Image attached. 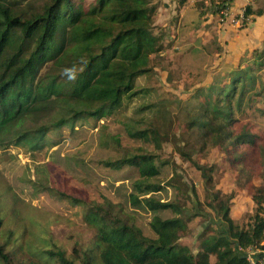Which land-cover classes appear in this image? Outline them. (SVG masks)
<instances>
[{"label": "trees", "instance_id": "16d2710c", "mask_svg": "<svg viewBox=\"0 0 264 264\" xmlns=\"http://www.w3.org/2000/svg\"><path fill=\"white\" fill-rule=\"evenodd\" d=\"M157 8L151 0H0V141L41 149L52 130H73L81 120L99 122L124 100L140 94L134 91L135 82L153 74L151 56L162 50V36L153 33ZM249 12L246 9V15ZM253 53L260 52L255 49ZM263 56L259 54L253 61L261 71ZM247 68L211 84L209 99L195 109L196 115L186 121V130L180 135L152 121L144 128L125 126L130 138L152 149L126 150L119 136L107 134L106 127L99 131L100 147L115 155L98 160L97 166L138 171L129 195L131 205L175 215L152 218L149 227L154 238L144 235L135 216L127 214L122 205L106 196L100 202L86 194L74 196L73 191L61 190L53 183L45 167H36V177L28 179L27 185L33 193L46 192L79 206L93 232L91 242L86 247L76 241L70 253L56 244L51 246L46 223L23 219L19 211L8 214L0 196V264H250L249 248L264 252V185L251 184L254 212L246 227L230 215L233 195L213 192L207 204L224 228L212 227L209 221L199 236L197 252L180 243L185 221L193 216L188 214L186 202H163L155 196L164 185L182 191L184 200H191L187 192L195 194V187L183 181L180 173L166 181L158 179L157 163L160 167L171 163L156 153L164 143H171L183 159L201 171L207 190L213 189V167L206 169L195 161L197 149H222L231 171L251 181L261 169L264 178V132L237 117L246 114L243 106L251 108L256 98L264 102V77L260 75L257 87V76L248 78L255 70ZM257 113L264 117V109ZM81 158L77 156L74 163L79 166ZM173 167L175 172L179 166L173 163ZM254 258L258 261L264 255Z\"/></svg>", "mask_w": 264, "mask_h": 264}, {"label": "rangeland", "instance_id": "374dc122", "mask_svg": "<svg viewBox=\"0 0 264 264\" xmlns=\"http://www.w3.org/2000/svg\"><path fill=\"white\" fill-rule=\"evenodd\" d=\"M151 1L158 7L153 33L162 36V50L151 56L153 74L136 80L134 91H141L140 94L124 100L119 109L99 122L81 120L73 130L67 127L52 130L46 136L41 149L31 150L28 145L0 141V196L5 199V211L11 215L12 212L19 211L23 219L31 217L36 218L35 222L46 223L48 243L51 246H61L67 253L71 252L76 241L87 247L93 232L87 227L79 206L59 200L46 192L33 193L27 180L36 177V167H45L50 174V180L61 190L73 191L74 196L82 197V194H86L99 202L106 196L112 202L122 205L127 214L135 216L144 235L154 238L149 227L152 218H171L175 215L170 211L154 213L131 205L129 195L133 193L132 184L138 177V171L127 167L121 171H111L97 166L98 160L115 155L112 150L100 147L99 131L106 127L107 134L119 136L120 145L126 150L136 147L152 149L150 145H143V142L130 138L125 126L144 128L147 122L152 121L180 135L186 130V121L209 99L211 84L224 80L229 73L238 69H248L249 66L255 71H251L248 78L255 74L257 77L254 84L257 87H260L261 78L264 77V69L261 71L253 66L256 57L259 54L264 55L261 53L264 52V41L260 44L241 37L239 32H229L228 29L233 27L242 30L253 24L245 9L240 14H234L227 7L209 25L204 16L196 14L193 9L186 14L185 22L174 20L171 17L173 10L172 13L170 10H162L166 6L163 0ZM180 8L178 5L175 11L178 12ZM222 24L226 25V29ZM255 49L260 53H253ZM247 84L251 82L247 81ZM147 105L151 107L145 108ZM243 109L246 114H237L239 122L248 120L256 129L264 132V117L257 113L264 109L261 98H256L251 108L244 105ZM192 141L194 142L193 138ZM161 147L162 151L156 153L161 155V160H170L171 163L161 167L157 163L160 170L158 179L166 181L174 173H180L183 181L195 187V194L186 193L191 200H184L182 191L180 194L166 185L164 190L155 195L163 202L178 199L182 203L186 202L188 214L193 215L185 221L181 231V244L197 252L199 236L209 221L212 220V227L217 226L220 230L224 228L207 204L209 197L216 191L222 196L233 195L230 215L239 226L246 227L254 212L251 184L257 187L264 185L261 169L249 181L236 171H231L224 150L217 147L206 151L197 149L194 154L195 161L206 169L213 167V189L207 190L204 176L191 161L183 159L171 143H164ZM77 156L82 157L79 166L74 163ZM173 163L179 166L175 172ZM82 179L89 183H80ZM7 188L9 192L6 191ZM43 211L47 214H43ZM200 213L206 216H201ZM11 225L13 227V222ZM211 260L214 262L215 259Z\"/></svg>", "mask_w": 264, "mask_h": 264}, {"label": "crops", "instance_id": "0c3cea01", "mask_svg": "<svg viewBox=\"0 0 264 264\" xmlns=\"http://www.w3.org/2000/svg\"><path fill=\"white\" fill-rule=\"evenodd\" d=\"M225 2V5L222 6L221 4ZM164 9L163 11H171L172 19L178 20L180 22H185L186 14H188L192 9L196 14L204 16L206 19V23L211 25L214 23V20L219 18L221 15L222 10L225 8H229L231 13L240 14L242 10L246 11V9H250L251 12L248 15L251 20L253 21L252 25L248 28H244L242 30H237V28L227 27L232 31L239 32L240 36L246 39H250L254 42L263 43L264 41V0H163ZM181 6L179 11H175L176 7ZM222 6V8H221ZM197 9V10H196ZM262 11L261 15L257 13ZM171 19V18H170ZM222 24V27L226 29V25ZM179 26V23H178ZM203 26H206L203 24ZM225 31V30H224Z\"/></svg>", "mask_w": 264, "mask_h": 264}, {"label": "built area", "instance_id": "2783aa9c", "mask_svg": "<svg viewBox=\"0 0 264 264\" xmlns=\"http://www.w3.org/2000/svg\"><path fill=\"white\" fill-rule=\"evenodd\" d=\"M222 12H223V10H222ZM246 253H247V259H248L250 264H264V258L259 259L258 261H256L254 258V255H256V254L261 253L264 255V252H262L261 250L249 248Z\"/></svg>", "mask_w": 264, "mask_h": 264}]
</instances>
